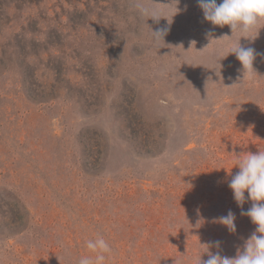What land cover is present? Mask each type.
I'll return each instance as SVG.
<instances>
[{
    "label": "rangeland",
    "instance_id": "374dc122",
    "mask_svg": "<svg viewBox=\"0 0 264 264\" xmlns=\"http://www.w3.org/2000/svg\"><path fill=\"white\" fill-rule=\"evenodd\" d=\"M260 54L264 21L233 34L198 0H0V264H78L98 235L104 264L234 258L256 228L229 182L264 151Z\"/></svg>",
    "mask_w": 264,
    "mask_h": 264
},
{
    "label": "clouds",
    "instance_id": "9594fccd",
    "mask_svg": "<svg viewBox=\"0 0 264 264\" xmlns=\"http://www.w3.org/2000/svg\"><path fill=\"white\" fill-rule=\"evenodd\" d=\"M198 5L203 10L205 20L215 26H230L233 34L237 31L250 33L264 21V0H221L220 3H217V0H198ZM140 12L157 21L161 18L158 12H150L142 6ZM167 31V29L155 31V38L164 40ZM229 54H235L242 64L244 77L256 72L254 61L258 53L254 48L242 47L239 42L230 48ZM236 167L239 171L231 177L229 187L235 201L242 208L241 215L251 219L256 225L255 231L245 241L242 250H237L234 258L222 256L219 251L213 254L209 252V245H207L208 259L200 260V264H264V151L239 157L236 160ZM248 199L253 202L252 206L247 211H243V205ZM235 219V214L229 210L226 216L219 218V223L234 233L236 232ZM86 246L96 255L94 259L87 256L81 257L78 264H104L106 254L112 251L109 243L99 235L94 240H88ZM214 246L220 249L221 242L215 241Z\"/></svg>",
    "mask_w": 264,
    "mask_h": 264
}]
</instances>
